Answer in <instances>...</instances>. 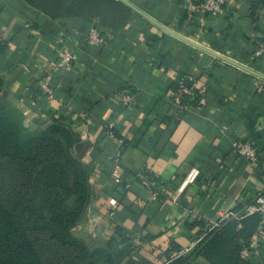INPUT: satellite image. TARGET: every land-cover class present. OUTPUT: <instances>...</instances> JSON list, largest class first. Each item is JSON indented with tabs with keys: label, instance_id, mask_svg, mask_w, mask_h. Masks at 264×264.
<instances>
[{
	"label": "crops",
	"instance_id": "obj_1",
	"mask_svg": "<svg viewBox=\"0 0 264 264\" xmlns=\"http://www.w3.org/2000/svg\"><path fill=\"white\" fill-rule=\"evenodd\" d=\"M127 1L177 34L264 75V59L254 57L264 43V0H227L216 17L193 9L196 0ZM132 11L126 27L90 44L86 30L97 20L67 25L26 0H0V74L7 102L23 113L29 129L62 119L80 136L75 154L92 168V198L74 234L90 248L123 251L122 264H136L133 256L142 264H165L172 243L182 250L202 236L201 221L244 210L264 190V80ZM62 50L76 52L78 61L72 72L56 77L50 101L37 82ZM186 74L207 88L200 107L171 101ZM124 91L135 94L134 104L119 101ZM109 124L121 137H109ZM238 141L257 147V163L237 154ZM116 166L130 188L116 183ZM194 167L199 179L179 196ZM145 174L161 180L157 187L143 185ZM255 240L250 258L264 264V234ZM190 264L209 263L194 256Z\"/></svg>",
	"mask_w": 264,
	"mask_h": 264
},
{
	"label": "trees",
	"instance_id": "obj_2",
	"mask_svg": "<svg viewBox=\"0 0 264 264\" xmlns=\"http://www.w3.org/2000/svg\"><path fill=\"white\" fill-rule=\"evenodd\" d=\"M26 1L63 24L97 20L104 33H117L134 14L118 0ZM3 46L0 41V49ZM178 87L179 80L174 92ZM201 99L184 95L180 106L200 107ZM24 120L23 113L7 102L0 74V264H122L123 251L110 245L90 248L74 234L92 198V168L75 154L79 134L62 119L36 130L29 129ZM113 131L121 137L115 127ZM261 221L257 214L226 220L206 233L191 254L175 260L171 254L179 247L172 243L165 264H190L194 256L209 264H256L242 252L256 244ZM199 226L203 235L206 223L201 221ZM260 232L264 233V227Z\"/></svg>",
	"mask_w": 264,
	"mask_h": 264
},
{
	"label": "built area",
	"instance_id": "obj_3",
	"mask_svg": "<svg viewBox=\"0 0 264 264\" xmlns=\"http://www.w3.org/2000/svg\"><path fill=\"white\" fill-rule=\"evenodd\" d=\"M227 0H203L200 3H194L192 5L193 9L197 12L218 16L222 13L223 9L225 8ZM106 33L101 31L97 25H92L88 29L87 39L90 44H99L102 42ZM2 35L0 33V40ZM254 57L257 59H264V43L259 46V48L255 51ZM78 61V54L71 50H62L57 53V59L54 61L51 69L45 74L41 79L38 80L37 85L41 92V94L48 100H54L56 98V91H55V79L56 77L61 76L64 73H70L74 70L75 64ZM196 77L192 74H186L179 79V87L176 92L172 94L171 101L175 104L180 106L181 101L184 95L196 96L199 95L203 97L206 94L207 88L206 86H199ZM200 84V83H199ZM119 101L124 105H132L136 102V96L134 93L126 91L119 95ZM108 135L111 138L115 137L114 134V124L108 125ZM235 150L237 154L246 159L250 163H257L258 162V149L257 147L249 141H238L235 143ZM201 175V171L199 168L194 167L192 168L189 173L186 175L184 181L182 182L181 186L178 190V195H182L185 191L196 183ZM113 176L115 177L116 183L125 187L130 188L131 185L128 183H124L119 175V166H116L115 170L113 171ZM262 183L264 185V173L261 175ZM141 182L144 186L148 188H155L157 187L158 183L151 181L146 176H142L140 178ZM152 199H155V195L152 196ZM110 204L115 208L117 206L116 200L112 199ZM260 215L262 218L260 231H263L264 227V190L258 193L250 204L246 206L243 211H235V210H227L220 213L218 218L214 221H209L206 223L205 233L191 246L186 247L182 250L177 251L172 255V260L178 259L181 256H188L193 252V250L199 245V243L204 239L205 234L209 231L213 230L214 228L219 227L224 221L230 219L242 220L245 217L251 215ZM198 220H201L200 216ZM257 233V236H261L264 233L261 232ZM257 244H255L252 248H257ZM251 249L245 248L242 252L244 258H250ZM134 261H139V257L133 256L131 257Z\"/></svg>",
	"mask_w": 264,
	"mask_h": 264
},
{
	"label": "water",
	"instance_id": "obj_4",
	"mask_svg": "<svg viewBox=\"0 0 264 264\" xmlns=\"http://www.w3.org/2000/svg\"><path fill=\"white\" fill-rule=\"evenodd\" d=\"M120 1H122L123 3H125L127 6H129L134 11H136L139 14H141L142 16H144L145 18H147L148 20H150L153 24H155L156 26L160 27L165 32L169 33L170 35H173L174 37H177L178 39H181L182 41H184L186 43H189V44H191V45H193V46H195V47H197V48H199V49H201V50H203V51H205L207 53L212 54L215 57H218L219 59H222V60H224V61H226L228 63H231V64L239 67L240 69H243L244 71H247V72H249V73H251L253 75H256V76H258V77H260L261 79L264 80V75H261V74L255 72V71H253V70H251V69L243 66V65H240V64L236 63L235 61H232V60L224 57L223 55H220V54H218V53H216V52H214V51H212V50H210V49H208V48H206V47H204L202 45H199V44H197V43H195V42H193V41H191V40H189V39H187V38H185V37L177 34L176 32L172 31L170 28L166 27L165 25H162L161 23L155 21L153 18H151L150 16H148L147 14H145L143 11H141L140 9H138L137 7H135L129 1H127V0H120Z\"/></svg>",
	"mask_w": 264,
	"mask_h": 264
}]
</instances>
